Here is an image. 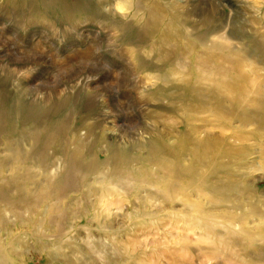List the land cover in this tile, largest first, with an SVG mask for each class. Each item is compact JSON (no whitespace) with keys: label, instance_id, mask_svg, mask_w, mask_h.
I'll return each mask as SVG.
<instances>
[{"label":"rangeland","instance_id":"rangeland-1","mask_svg":"<svg viewBox=\"0 0 264 264\" xmlns=\"http://www.w3.org/2000/svg\"><path fill=\"white\" fill-rule=\"evenodd\" d=\"M201 44H228L245 54L247 78L236 75L235 61ZM251 65L264 70V0H0L4 175L14 178L26 167L41 179L39 159L21 136L52 125L63 128L49 150L53 176H61L76 134L87 138L86 164L94 154L107 159L111 148L120 147L140 179L148 170L154 183L165 181L146 148L153 136L176 145L187 111L196 117L191 126L221 129L208 98L201 105L184 96L191 108L183 110L184 80L194 83L204 77L202 71L218 68L228 83L246 90L254 78ZM163 75L182 78L174 83L180 90L161 80ZM247 93L243 108L225 104L223 120L226 133L237 131L246 139L236 144L243 147L240 158L224 159L223 168L207 158L201 164L186 152L187 145L177 144L182 169L203 165L197 179L206 176L211 186H228L226 195L206 198L192 189L189 197L179 193L167 201L145 186L138 193L119 189L99 201L109 194L102 189L107 184L89 174L65 190L59 204L64 229L52 223L43 241L33 236L28 214L0 202V235L13 244L16 264H264V106L253 105L255 96ZM29 104L44 108L40 121L16 115ZM200 107L208 112L197 113ZM238 116L247 123L241 125ZM41 188L30 184L31 196L39 198ZM33 217L41 219L38 211Z\"/></svg>","mask_w":264,"mask_h":264},{"label":"bare ground","instance_id":"bare-ground-1","mask_svg":"<svg viewBox=\"0 0 264 264\" xmlns=\"http://www.w3.org/2000/svg\"><path fill=\"white\" fill-rule=\"evenodd\" d=\"M170 25H172V30H175V28L178 27L175 18L171 20ZM201 46L205 48V50L209 49V52L211 53L222 54L224 58L229 59V61H235V64H237L235 70L236 75L241 78H247V72L244 71L242 67V63H245L246 61L245 54L242 53V55L235 51V49L228 44H215L211 46L201 44ZM238 65H240V67H238ZM248 67L249 72H252L254 78L249 80V86L245 88L246 90H242L243 88L238 87L235 82L234 84L228 83L227 77L224 76L218 68L211 69L209 72L202 71L201 73L204 74V77L201 79L199 78L200 80L197 79L194 83L186 82L190 79H185L184 83L186 85L183 86L182 90H180V88L175 89L176 84H174L176 82H182V78H171L166 75L161 77V80L167 81V84L171 83L175 90H180L179 93H183L180 97L184 98L182 99L183 101L185 100L184 96H186L190 101L194 99V101L200 102L201 100L203 101L202 98H208L209 100L205 101L214 102L216 105V115L220 119L219 122L221 127L220 132L216 133L210 128L201 130L195 126H191L190 123L195 121L196 117H191V114H193L194 111L188 113L186 109L191 107H187V104H185L184 101L183 110L187 111V115L182 116V118L184 119V126L186 128L184 133L182 131L178 133L179 136L176 138V145L172 146L168 144L165 137L161 134H156L146 144L150 162H152L161 174L166 177L165 181L154 183V173L152 171L149 172L148 170H144L143 177L140 179V177L132 170L131 157L129 156L128 151L120 147L111 148L107 159H101L97 154H94L92 161L86 164L83 162V159L85 157L84 150L89 148L88 141L87 138L78 137L76 134L72 136L73 139L71 142L75 147L74 150L67 152L63 157L64 167L61 171V176H53V171L50 167L51 159L49 156V150L51 149V146H53L54 140L58 139L60 134L63 133V128L53 127L51 125L48 126V128L42 127V129L28 130L26 134H23L24 136H21L28 142L30 154H33L34 158L39 159V163L44 170L43 174L41 173L42 177L40 180L38 178L36 179L31 173L25 172L27 169L26 167H20L24 172H19L14 178L9 179L5 177L3 163L0 162V202L4 204L6 208H17V210H23L26 215L28 214L29 218H32L30 223L32 227H34L33 236H37L40 241H43L48 238L47 228L48 226L51 227L52 223L57 224L59 222L57 225L58 229H64L61 223L64 221L65 215L60 209L59 204H61L65 198V190L69 187H73L75 184L76 186L81 185L85 182L83 178H87L89 174H96L99 180H102L107 184V187H102V189L109 194H104L101 197H98L99 201H102L105 198L109 199L111 193L119 192V189H127L126 192L130 190L138 193L139 189L145 186H151L152 190L160 193L167 201L178 199L179 193H183L185 196L189 197V190L192 189H195L201 196L206 198L213 199L218 194L226 195L229 190V188H227L228 186H211L209 184V178L206 176H202L199 180L197 179L203 165L195 169L193 168L194 166H191L192 168H188L187 171L182 169L181 162L179 161L180 153L177 144L187 145L188 149L186 152L190 151V153L195 156V162L199 163L207 158L209 164H212L213 166L219 165L221 168H223L224 159H238L241 157L243 154V147L241 145L237 146L236 144H242L246 139L242 133L237 131H232L233 133L230 134L226 133L227 124L224 123L223 120L225 115H228L229 109L225 107V104L231 103L233 106L238 105V108H243V106L247 104V91V94L251 93L255 96L254 103H252L253 105L258 106V108L264 106V91L262 90L264 87V72L262 71L264 70L252 65ZM205 76L207 80L205 79ZM215 76L217 78H222V81L214 80ZM223 79L227 81H223ZM234 79L239 78L235 77ZM228 84L231 85V88ZM239 84V86H241V83ZM228 92H231L230 97H228ZM204 94L206 97H204ZM210 96L215 97L211 98L214 101L210 99ZM201 103L204 102H200V104ZM208 103L206 102L205 104ZM205 109L206 108L204 107H200L197 113L205 114L208 112V109ZM44 114V108L32 104L18 107L16 111V115H19L23 121H40ZM236 119L240 121L241 125L247 123L245 118L242 119L241 116H238ZM1 121L2 119L0 118V124ZM91 131L89 129L87 133L90 135L92 134ZM231 140H233L235 146L228 143V141ZM261 153L264 158V146L261 149ZM201 164L204 163L201 162ZM187 177L188 179H186ZM204 177L205 179H203ZM200 181L202 182L197 183ZM30 184L40 188L42 187V191L40 189L41 194L39 198H33L31 196L29 190ZM22 185L25 187L21 188ZM47 202L50 203V205H46L47 207L44 209L43 207ZM37 211L41 216V219L38 221L33 217ZM55 214H57V218L54 217ZM12 247L13 244L11 241L9 239H3L0 235V264H16V260L18 259L15 258L17 256L15 254L17 252H15Z\"/></svg>","mask_w":264,"mask_h":264}]
</instances>
